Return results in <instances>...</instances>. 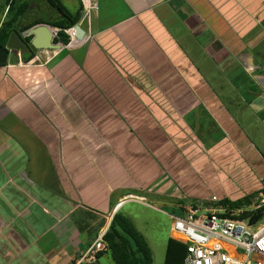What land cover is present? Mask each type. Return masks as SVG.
Segmentation results:
<instances>
[{
  "label": "crops",
  "instance_id": "1",
  "mask_svg": "<svg viewBox=\"0 0 264 264\" xmlns=\"http://www.w3.org/2000/svg\"><path fill=\"white\" fill-rule=\"evenodd\" d=\"M59 1L72 13L82 3L79 24L87 37L72 43L73 37L67 45L60 42L62 49L53 55L36 51L28 63L19 47L0 66V129L12 131L28 155L27 174L0 172V192L7 207L9 188L30 198L31 204L21 206L24 211L44 200L32 194L35 187L69 206L62 212L55 207V215L57 237L70 243L71 264L107 232L127 201H136L128 196H142L146 204L138 185L144 186L142 178L151 176L150 165L136 172L123 164L129 159L108 147L134 145L135 138L76 137L73 124L87 129L89 115H96L98 123H106V118L117 122V115H146L153 108L163 113L169 104L185 113L181 109L191 102L186 113L191 122L196 120L197 136L210 149L226 141L231 129L242 130L235 115L248 126L262 128L264 0ZM6 2L0 0V10ZM23 3H28L32 19L45 24L62 17L49 0H18ZM7 12L6 7L0 28ZM22 22L28 23V17ZM43 56L49 57L41 62ZM185 72L192 83L187 90L182 84ZM253 204L240 209L250 210ZM192 206L212 207L197 201L186 210ZM168 208L174 215L186 212ZM79 211L88 218L80 221ZM78 223L86 230L81 232ZM106 256L111 258L105 253L99 264H108L102 261Z\"/></svg>",
  "mask_w": 264,
  "mask_h": 264
},
{
  "label": "rangeland",
  "instance_id": "2",
  "mask_svg": "<svg viewBox=\"0 0 264 264\" xmlns=\"http://www.w3.org/2000/svg\"><path fill=\"white\" fill-rule=\"evenodd\" d=\"M47 53L53 55L55 51ZM48 57H41V62ZM219 74L221 71L217 75ZM183 77L184 89H191L192 83L186 72ZM199 83L206 86L203 81ZM201 87L198 88L203 95L205 93ZM237 101L242 99L237 98ZM190 104L191 102L181 109L185 113L169 104L163 113V109L160 112L153 108L146 115H117L120 119L117 122L106 118V123H98L96 115H89L87 129H80L79 124H73L72 133L76 137H95L98 134L108 141L135 138L134 145L108 147L114 153L120 152L129 159V162L123 161V164L129 168L134 167L136 172L144 171L148 165L151 167V176L142 178L144 186L136 179L137 185L139 183L138 191L144 193L146 204L145 200L139 199H144L142 196L133 195V199L138 200L127 201L121 213L129 216L146 237L154 264H165L167 246L172 236L173 219L168 207L185 211L187 206L197 201L220 207L223 205L214 204L212 197L234 202L254 194L252 205L261 193L264 194V121H258L262 128L255 123L248 126L235 115L243 131L231 129L226 141L210 149L197 136L196 120L191 122V114L186 113L191 108ZM97 126L101 128L95 129ZM214 127L218 126L215 124ZM60 135L61 133L58 136ZM27 161V152L17 141V136L12 131L0 129L2 176L5 172L9 176L27 174ZM3 184L2 179L0 187ZM35 189L32 194L42 196L44 200L36 202L25 211L21 206L31 204L30 198L13 187L9 188L7 197L12 206L10 203L7 207L4 205L3 194L1 195L3 191L0 192V264H67L69 261L67 256L70 243L57 237L58 217L55 215V207L62 212L69 210V206L60 197L44 189ZM139 200L144 203L137 202ZM79 212L77 218L80 221L88 218ZM258 224H264V215L258 220ZM102 261L113 264L109 256Z\"/></svg>",
  "mask_w": 264,
  "mask_h": 264
},
{
  "label": "built area",
  "instance_id": "3",
  "mask_svg": "<svg viewBox=\"0 0 264 264\" xmlns=\"http://www.w3.org/2000/svg\"><path fill=\"white\" fill-rule=\"evenodd\" d=\"M65 31L70 39L74 37L71 29ZM133 198L130 200H138ZM211 200L214 204L221 202L217 196ZM262 208L263 193L246 211ZM244 211L224 206H192L182 215L172 214L171 237L187 246L184 264H264V224H258V220L253 222L250 217L236 218ZM105 234H100L71 264H98L101 255L108 251Z\"/></svg>",
  "mask_w": 264,
  "mask_h": 264
},
{
  "label": "trees",
  "instance_id": "4",
  "mask_svg": "<svg viewBox=\"0 0 264 264\" xmlns=\"http://www.w3.org/2000/svg\"><path fill=\"white\" fill-rule=\"evenodd\" d=\"M49 2L57 7L62 16L59 20L50 23V25L61 29L55 42H61L67 45L70 42V36L65 30L79 23L83 5L81 3L79 9L75 13H72L59 0H49ZM6 7L8 8V12L0 28V45L6 46L9 37L15 33L17 35L16 37L21 39L28 47L27 49H29L24 56V62L28 63L35 58L36 51L30 46L32 36L23 38L22 34L28 29L45 22L43 20H35L33 23L24 24L22 18L28 13L29 5L28 3L19 5L18 0H7L6 6L0 10V17ZM253 197L254 194L234 202L225 199L219 204L230 209H240L244 205H251ZM263 215L264 208L254 212H244L236 218L247 219L250 217L254 222L261 219ZM78 228L83 232L87 227L78 223ZM104 240L108 246L106 253L111 256L114 264H154L153 253L146 237L137 229L134 222L121 212H117L113 216ZM186 254L187 246L184 243L170 238L167 246L165 264H184Z\"/></svg>",
  "mask_w": 264,
  "mask_h": 264
},
{
  "label": "water",
  "instance_id": "5",
  "mask_svg": "<svg viewBox=\"0 0 264 264\" xmlns=\"http://www.w3.org/2000/svg\"><path fill=\"white\" fill-rule=\"evenodd\" d=\"M74 33V39L73 42H76L77 40H83L87 36L81 25L78 23L72 28H70ZM61 29L57 27H51L48 24L40 23L27 31H25L22 34V37H30L32 36V39L30 41V46L35 51H51V50H61L62 44L55 42V37L58 32H60ZM16 34H12L9 37L8 43L6 46L0 45V65L7 64L10 59V55L16 52V50L20 47L22 50L27 49L28 47L26 44L22 42L21 39H19V42L16 43ZM120 204L116 207V211L120 208ZM115 211V212H116Z\"/></svg>",
  "mask_w": 264,
  "mask_h": 264
},
{
  "label": "flooded vegetation",
  "instance_id": "6",
  "mask_svg": "<svg viewBox=\"0 0 264 264\" xmlns=\"http://www.w3.org/2000/svg\"><path fill=\"white\" fill-rule=\"evenodd\" d=\"M29 13V14H28ZM28 13L24 16V18L28 17L29 19V22L28 23H25V24H30V23H33L35 21V19H32V17L30 16V10L28 11ZM16 42H19V41H16ZM18 50V49H17ZM17 50H16V53H17ZM22 50V49H21ZM29 49H23L22 50V55L25 56V54L28 52ZM15 53V52H14ZM13 53V54H14Z\"/></svg>",
  "mask_w": 264,
  "mask_h": 264
}]
</instances>
